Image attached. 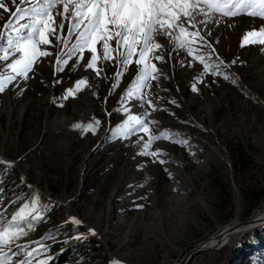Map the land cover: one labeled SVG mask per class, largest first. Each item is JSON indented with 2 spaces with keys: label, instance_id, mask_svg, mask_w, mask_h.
<instances>
[{
  "label": "rangeland",
  "instance_id": "obj_1",
  "mask_svg": "<svg viewBox=\"0 0 264 264\" xmlns=\"http://www.w3.org/2000/svg\"><path fill=\"white\" fill-rule=\"evenodd\" d=\"M5 3L14 11L10 0ZM9 18V12L0 10V31ZM55 21L59 25L61 17ZM63 22L57 35L67 40L71 17ZM252 25L246 16L219 24L213 19L206 28L185 25L210 45L189 37L196 41L191 55L156 36L154 42L162 47L146 54L156 79L142 90L145 104L124 102L129 114L143 116L146 111L152 123L148 132L128 140L106 137L126 118L115 110L139 71L138 55L113 89L120 68L115 40L110 42L111 60L104 58L102 43L97 44V76L96 69L86 67L93 55L88 50L58 71L57 58H66L75 36L67 44L50 36L52 43L41 45L50 55L37 59L27 80L18 78L0 93V150L6 153L0 160L13 162L11 167L0 164V212L7 209L10 216L45 191L53 200L42 203L49 207L48 218L17 243L36 247L32 242L51 232L55 242L44 241L52 245L49 254L70 250L66 264H112L111 254L121 264H181L186 259L185 264H264V215L259 227L191 254L218 229L264 213V45L241 47ZM198 55L205 56L208 70ZM81 79L88 84L77 89ZM68 89L74 94L64 99ZM94 119L101 121L95 134L74 127ZM165 130L171 139L156 140L150 148L158 157L139 154L149 135ZM14 199L19 203L10 205ZM58 244L62 247L55 250Z\"/></svg>",
  "mask_w": 264,
  "mask_h": 264
},
{
  "label": "snow or ice",
  "instance_id": "obj_2",
  "mask_svg": "<svg viewBox=\"0 0 264 264\" xmlns=\"http://www.w3.org/2000/svg\"><path fill=\"white\" fill-rule=\"evenodd\" d=\"M10 4L14 7V11L5 0H0V10L10 13V18L0 31V93H4L18 78L27 80L37 59L50 55L48 51L41 49V45L52 43L50 36L65 44L75 36V42L64 54L66 58H57L56 63L60 66L58 71L63 72V66L68 65L74 56L79 54L82 59L83 53L88 50L93 55L86 67L96 69L97 76L100 74L95 55L97 44L102 43L104 58L111 60L110 42L115 40L119 50L120 68L115 73L117 82L113 84V89L119 87L123 71L133 62V56L138 55L135 63L140 66L139 71L127 88L126 94L121 97V107L115 110L126 114V118L110 129V135L106 137L109 140L117 138L128 140L134 134L149 131V123L152 122L147 119L148 113L145 111L143 116L129 114L131 109L125 107L124 102L135 100L141 108L145 104L142 90L147 86L148 81L156 79L153 76L155 65L147 62L146 54L153 48L162 47L154 42L156 36H164L169 41H174L177 51L184 49L191 55L193 52L191 46L196 41L189 37H198L204 47L210 45L203 36L199 35V31L188 32L185 25L198 29L203 24L206 28L213 19L219 24L224 18L246 16L253 19V25L252 30L244 35L241 47L264 45V23H260L259 26L255 23L257 20L264 22V0H19V4L17 0H10ZM55 16L61 17L59 25L56 24ZM69 16L72 24L68 30L67 40H63L57 35V27L62 32L63 21L69 19ZM213 52L214 49L207 55L211 57ZM10 58L11 62H9ZM155 59L160 60L162 57L156 56ZM196 59L203 64L205 70L209 69L210 65L205 62L204 55H198ZM231 63L234 64L236 61L233 60ZM215 68L216 74L220 75V64H216ZM224 78L229 77L225 75ZM87 84L86 79H81L76 82V88L79 89L81 85ZM193 89L196 90L195 85ZM73 94V89H68L64 99ZM146 103L152 102L148 100ZM107 114L111 116L112 113ZM100 123L99 119H94V122L86 126L77 123L74 127L82 128L85 134L88 132L95 134ZM161 138L171 139V134L165 130L159 136L149 135L139 154L150 158L158 157L160 153L150 151V148L154 141ZM140 139L143 140L144 137L141 136ZM175 142L184 145L188 143L187 140ZM5 163L11 167L13 162L0 160V164ZM159 163L163 165L166 161L160 159ZM3 194L4 188L0 187V205L3 204ZM17 203H19L18 199L10 201V205ZM138 206L143 207V205ZM48 211V205H42L39 194H36L30 201L25 200L10 216L7 209L0 212V264H10L14 257H20L16 264H50V261L56 259L54 255L49 254L52 245L44 242L49 239L55 242L51 232L46 233L40 240L32 242L37 245L36 247L17 243L21 237L28 234V230L48 218ZM69 221L75 226H80L82 223L76 217H70ZM90 231L92 235H96L94 229ZM74 239L81 240L83 237L76 236ZM112 264H121V261L116 259Z\"/></svg>",
  "mask_w": 264,
  "mask_h": 264
},
{
  "label": "bare ground",
  "instance_id": "obj_3",
  "mask_svg": "<svg viewBox=\"0 0 264 264\" xmlns=\"http://www.w3.org/2000/svg\"><path fill=\"white\" fill-rule=\"evenodd\" d=\"M5 154L6 153H4L3 150H0V155L5 156ZM40 199H41V204L44 202H52L53 201L52 196L48 191L41 192V198ZM65 203L69 204L68 202H65ZM263 215H264V213H262L261 215L255 213L245 221L234 222L230 225H226V226L218 229L216 232L212 233L204 241H202L200 244H198V246L196 247L195 250L192 251V253L195 254L197 252L205 251L207 249H210L214 245L221 243L224 239H226L228 237H230V238L231 237H237V236L242 235L245 231H249L252 228L255 229V227H259L258 225L261 224ZM112 255L114 257V260H116L115 255L114 254H112Z\"/></svg>",
  "mask_w": 264,
  "mask_h": 264
},
{
  "label": "trees",
  "instance_id": "obj_4",
  "mask_svg": "<svg viewBox=\"0 0 264 264\" xmlns=\"http://www.w3.org/2000/svg\"><path fill=\"white\" fill-rule=\"evenodd\" d=\"M62 247V245H56L54 247L55 250H58ZM72 255V252L70 250H65L63 252H59L55 257L56 259L54 261H50V264H66L69 260V256Z\"/></svg>",
  "mask_w": 264,
  "mask_h": 264
},
{
  "label": "water",
  "instance_id": "obj_5",
  "mask_svg": "<svg viewBox=\"0 0 264 264\" xmlns=\"http://www.w3.org/2000/svg\"><path fill=\"white\" fill-rule=\"evenodd\" d=\"M191 254H193V253L191 252ZM111 256H112V258L114 259V257H113L112 254H111ZM186 260H187V259H186ZM186 260H184L181 264H185Z\"/></svg>",
  "mask_w": 264,
  "mask_h": 264
}]
</instances>
